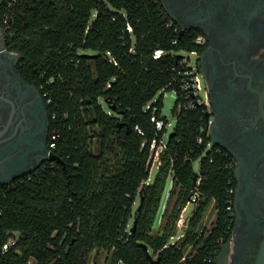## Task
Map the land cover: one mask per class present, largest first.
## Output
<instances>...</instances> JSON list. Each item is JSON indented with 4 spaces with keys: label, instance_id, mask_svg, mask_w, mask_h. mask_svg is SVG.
Wrapping results in <instances>:
<instances>
[{
    "label": "trees",
    "instance_id": "1",
    "mask_svg": "<svg viewBox=\"0 0 264 264\" xmlns=\"http://www.w3.org/2000/svg\"><path fill=\"white\" fill-rule=\"evenodd\" d=\"M7 14L8 49L20 56V75L51 102L49 140L59 134L53 153L64 165L45 164L0 187V264H214L231 177L199 132L203 110L180 108L179 53L197 52L196 36L180 38L156 0H5L2 20ZM168 90L178 98L174 136L150 182L151 144L165 133L151 118L168 122L153 100ZM206 151L194 188L193 164ZM170 182L175 202L156 230ZM196 191L184 238L171 245ZM211 207L216 217L206 231Z\"/></svg>",
    "mask_w": 264,
    "mask_h": 264
},
{
    "label": "flooded vegetation",
    "instance_id": "2",
    "mask_svg": "<svg viewBox=\"0 0 264 264\" xmlns=\"http://www.w3.org/2000/svg\"><path fill=\"white\" fill-rule=\"evenodd\" d=\"M0 7V187L54 155L41 89L19 72ZM183 36H196L198 96L211 151L228 163L231 211L218 264H257L264 243V0H156ZM202 93V94H201Z\"/></svg>",
    "mask_w": 264,
    "mask_h": 264
},
{
    "label": "built area",
    "instance_id": "3",
    "mask_svg": "<svg viewBox=\"0 0 264 264\" xmlns=\"http://www.w3.org/2000/svg\"><path fill=\"white\" fill-rule=\"evenodd\" d=\"M8 7L11 8L12 4H8ZM3 24L5 31L8 32L11 30V25L9 23V15H4L3 18ZM168 27H172L171 23H169ZM128 31L132 32V29L128 27ZM196 52L191 53V55H195ZM162 55V52H156L155 53V59H158ZM190 60L186 59L185 57L183 58V63L186 64V69L184 71L178 72V76L181 78L180 82V92L183 96V102L180 105V108L183 107L184 110H192L195 108H198V105L201 103L199 100L198 96L200 95V92H202V83L200 76L196 73V69L194 66L189 65ZM175 94L177 95V91H174ZM45 97V96H44ZM50 100L47 101V104H50ZM151 122L155 125L157 133H162L165 130V133L161 139H155L152 144H151V156H152V165L151 169L154 164H156L157 171L161 166V155L162 153L167 149L168 141H169V136L174 133L173 132L168 136V140H165L166 134L168 127H170V124L167 122L165 123L162 120H157L155 116L151 118ZM175 128V127H174ZM199 132L201 134H205V127H201ZM140 134H142L139 131ZM143 135V134H142ZM59 139V134L56 132H53L51 136V142H50V148L55 149L56 146V141ZM203 138L199 137L198 138V143L202 144ZM207 149L211 150L210 144L208 143ZM199 177V172L197 173ZM199 179V178H198ZM196 182V185H199L201 182V179H199ZM171 184V182L169 183ZM171 186V185H170ZM199 200V193L196 191L194 195L191 198V201L187 204V206L183 209L182 214L180 216V219L177 222L176 229H177V234L175 237L171 238V245H175L176 243L180 242L184 238V233L187 228V219L184 220V213L187 209V207L190 204H193L196 206L197 202ZM231 192H227V212L231 211ZM163 209V207H161ZM165 209V208H164ZM162 216H160V219L157 220L155 224V229L157 230L160 225H161V220ZM131 227V226H130ZM15 245L14 241H11L8 245L4 246L3 252L7 253L8 250ZM168 248V246L166 247ZM184 261V259H183ZM118 264H123L122 261L118 262Z\"/></svg>",
    "mask_w": 264,
    "mask_h": 264
},
{
    "label": "rangeland",
    "instance_id": "4",
    "mask_svg": "<svg viewBox=\"0 0 264 264\" xmlns=\"http://www.w3.org/2000/svg\"><path fill=\"white\" fill-rule=\"evenodd\" d=\"M179 55L185 57L186 59H189L190 60L189 65H191V66L195 65V62H196V56L195 55H191L188 52H181V53H179ZM159 100H161L162 106H163L162 107V117L165 118L168 121V123L170 124V127H168L167 134L165 137V140L167 141L168 136L173 132L174 127L176 125L175 110L177 107L178 98H177L175 92L168 90L166 92L158 93L155 96L153 102H156ZM207 151H209V150L207 149ZM207 151L204 152L203 155L198 160H196V162H194L193 168H194L195 173H198L200 171L201 162L204 159V157L206 156ZM157 173H158L157 167H156V164H154L152 169H151L150 182H152L156 178ZM170 185L171 184H169V186L165 192L163 202H162L163 209L161 208L158 219H160V216H162L164 214L166 208L169 211H171L173 208L175 198L170 197V193L173 190L172 185L171 186ZM138 204H139V201H137V203L134 207L135 210L138 207ZM193 209H194L193 204H190L187 207V209L184 213V220L187 219L188 216H190ZM215 217H216V212L214 211L213 207H211L208 211V214L205 217L204 222H203V228H205L206 231H209L213 227V222L215 221ZM132 223H133V221H131V223H130L131 227H132ZM149 253H150V255H153L152 251H150ZM30 264H35V263L31 262Z\"/></svg>",
    "mask_w": 264,
    "mask_h": 264
},
{
    "label": "water",
    "instance_id": "5",
    "mask_svg": "<svg viewBox=\"0 0 264 264\" xmlns=\"http://www.w3.org/2000/svg\"><path fill=\"white\" fill-rule=\"evenodd\" d=\"M2 1H3V0H0V7L2 6ZM179 37H181V34L179 35ZM179 57L184 58L183 56H179ZM173 136H174V133H172V134L169 136V139L172 138ZM49 162H54V163H57V164H59V165H64V162H63L59 157H57V156H55V155H51V156L49 157ZM29 174H30V173H28L27 175H29ZM197 179H198V175L195 174V175H194V179H193V187H194V188H196V182H197ZM191 198H192V196L189 198L190 201H191ZM141 201H142V200H141ZM140 209H141V206H139V210H140ZM137 222H138L137 219H135L134 222H133L132 229H131L132 232H135L136 227H137ZM145 250H146V252L148 253L147 247H145ZM148 256L150 257L149 254H148ZM150 258H151V257H150ZM151 260H152V264H160V260H159V259H157V260H153V259L151 258ZM217 261H218V259L214 261V264H218ZM257 264H264V243H263V245H262V249H261L260 256H259V258H258Z\"/></svg>",
    "mask_w": 264,
    "mask_h": 264
}]
</instances>
